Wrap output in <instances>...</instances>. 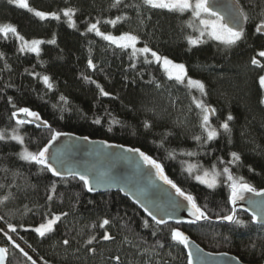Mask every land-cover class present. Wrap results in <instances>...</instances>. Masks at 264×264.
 <instances>
[{
	"label": "trees",
	"instance_id": "1",
	"mask_svg": "<svg viewBox=\"0 0 264 264\" xmlns=\"http://www.w3.org/2000/svg\"><path fill=\"white\" fill-rule=\"evenodd\" d=\"M28 3L45 12L75 8L78 10L73 17L76 26L69 27L62 13L59 21H41L26 9L0 0V24L11 23L28 40L45 41L37 56L18 52V44L11 34L7 40L0 37V53L4 54L0 59V129H5L7 135L15 127L11 113L16 108L28 107L51 130L138 148L161 163L168 178L193 195L199 206L206 205L211 219L192 226L158 227L118 193L90 196L82 182L52 177L46 170L16 155L22 147L36 151L51 136L48 128L24 124L19 128L23 145L10 139L0 141V184L4 185L0 188V197L13 194L0 203V246L8 249L6 264H31L20 249L36 264H187L183 245L171 240V228H178L206 252L227 253L243 264H263L264 226L254 225L241 212L236 215L244 221L243 226L217 220V215L231 211L228 188L223 183L214 189L197 183L183 170L182 162L198 163L210 169L218 157L227 161L231 159L229 154L236 152L241 160L238 166H230L232 171L257 190L264 189V104L260 103L263 91L259 86V76L264 75V57L258 55L264 51V34L255 32L260 13L264 11V0H239L249 20L245 22L243 39L230 48L207 37L205 42L190 47L185 39L186 35L194 34L185 27L190 12L180 14L141 7L138 14L136 5L140 0H122L116 8L110 7L113 0H28ZM117 16L127 19L115 26L103 23ZM96 20L101 21V31L113 35L131 32L138 35L139 47L147 44L158 54L184 64L187 76L202 81L207 95L201 97L195 89L190 95L186 82L181 85L169 80L159 64L145 63L143 56L133 61L131 49L121 50L95 33L87 32V25ZM53 35L56 42L47 43ZM253 57L260 61V67L251 64ZM89 58L95 69L87 67ZM148 58L151 60L150 54ZM133 62L135 67L131 66ZM30 73L49 76L52 90ZM84 76L96 83L85 81ZM156 83L162 87L156 89ZM96 84L110 95L100 96ZM61 95L67 98V105L60 101ZM192 96L203 99L216 110L210 123L218 128L219 135L202 147L192 138L201 134L199 110ZM9 97L16 108L8 102ZM62 105L67 110L61 111ZM229 114L233 116L228 121L231 132L225 133L219 124ZM96 117L102 119L101 124L93 123ZM112 117L121 123L111 125L109 131ZM145 121L151 127L145 128ZM172 151H192L197 155H177L173 159L168 155ZM53 183L56 193L49 202L48 190ZM64 212L69 215L62 217L54 225V231L45 237L28 230L44 222L45 214L50 218L52 214ZM103 218L113 223L101 229L98 225ZM145 220L148 227L143 226ZM93 221L96 227L89 232L84 226ZM8 224L16 232H11ZM105 230L113 240L100 239ZM5 233L19 248L13 247ZM90 234L97 240L86 245L84 240ZM125 237L131 242L124 243ZM65 238L71 241L69 245L62 243ZM89 247L95 251L89 253Z\"/></svg>",
	"mask_w": 264,
	"mask_h": 264
},
{
	"label": "snow or ice",
	"instance_id": "2",
	"mask_svg": "<svg viewBox=\"0 0 264 264\" xmlns=\"http://www.w3.org/2000/svg\"><path fill=\"white\" fill-rule=\"evenodd\" d=\"M10 5H16L19 8L26 9L29 13H32L36 18L41 21L46 19H54L59 21L61 19V13L66 18V22L69 27H75V21L73 19L74 15L78 11L75 8H64L59 12H45L41 10H36L32 8L28 0H7ZM122 3V0H113V3L110 5L112 8L118 7ZM127 7V5H125ZM141 7H146L150 9H164L169 12H175L183 14L185 12H190V19L185 22V27L192 30L194 34L186 35L185 39L190 47L199 45L200 43L205 42L204 38L207 37L213 41L218 42L219 44L225 46L226 48H230L237 44V42L241 41L244 37V27L242 22H247L249 20V15L247 12L240 7L239 0H230V2L226 5H223L220 9L217 8L215 3L212 0H140V4L136 5L138 10ZM127 17L117 16L115 19L104 20L103 23L111 24L115 26L121 20H125ZM101 24L100 20H96L95 22L89 23L87 25L86 31L89 33H95L97 37H100L102 40L108 42L110 45H114L115 47L121 50H129L131 49V59L133 61L136 60L138 56L144 57L145 63L155 62L159 64L164 72L166 73L169 80H174L178 84L184 85L186 81V87L189 90V94L191 95V91L195 89L200 93V96H206L207 93L205 91V85L202 81L193 79L187 76L185 65L182 63H175L171 59L166 56H162L158 54L156 51L152 50L147 44L143 47H137L139 42V37L136 34L131 32H123L120 35H113L111 33H105L101 31L99 25ZM256 33L264 34V11L260 13V21L255 26ZM9 34L14 37L16 43L18 44L17 51L20 53H34L37 56L40 54V45L45 43V41L40 39H26L23 35H21L17 27L12 25L11 23H3L0 24V37H3L5 40L8 39ZM55 35L53 38L47 43L54 44ZM148 54L151 56V60L148 58ZM260 57H264V51L258 52ZM4 58V54L0 53V59ZM251 64L257 67H260V61L255 57L251 59ZM132 67H135V63L133 62ZM7 64H5V68H7ZM87 67L89 69H95L96 65L93 63L91 58L87 61ZM33 76L39 77V79L43 82L45 87L48 90H52L53 84L50 82V78L47 75L40 76L38 73H30ZM85 81L89 83L95 84L94 80H91L89 76L83 77ZM259 86L262 90H264V75L259 76ZM96 87L99 89V95L103 97H108L110 93L106 92L99 84H96ZM156 89H160L162 87L161 84H155ZM60 101L63 102V105H67V98L63 95L60 96ZM10 104H13L11 97H9ZM192 102L195 104V107L199 110L198 112V127L201 130L200 135H194L192 138L197 142L198 146H203L208 144L210 141H213L219 135V130L217 127H214L210 123V115H215V109L210 105H207L203 99H198L195 96H192ZM261 104H264V97L260 100ZM61 106V111L67 110L65 107ZM13 107L16 108L15 104ZM55 107V105H54ZM191 111V109H189ZM19 114H23L24 117H30L31 120L27 119H19L17 118ZM111 116L110 113H108ZM11 118L15 120V127L11 129L10 132H7L5 129H0V141L10 139L15 141L21 145L24 144V138L19 133L20 126L26 123H36L37 127L43 126L44 128H48L51 130V126L43 121L40 115L32 111L28 107H19L16 108L15 111L11 113ZM233 120V116L229 114L225 121L219 124V129H222L225 133H230L231 129L229 127L228 121ZM102 119L100 117H96L93 120L95 124H101ZM121 122L112 117L109 120V131H111V125L120 124ZM144 127H151L148 121L144 122ZM71 135L70 133H62L55 130H51V136L48 139L47 143H45L42 147H39L36 151H30L27 147H22L21 151L16 155L18 158L26 163L34 164L39 166L41 170H46L51 173L54 177H60L61 179H66L67 177L78 178L79 181L82 182L83 188L87 192H93L96 188L93 186V178L90 177L87 171H76L73 168H67V176L65 172L60 170V167L57 164L64 166L65 161L59 160L56 153L50 152V148L53 145L54 141H57L59 137ZM79 139L88 140V137H81ZM105 143V142H101ZM106 147H121V146H113L107 145ZM126 152L136 153L139 156V160L143 162V164L149 166L154 170L155 177L161 180L164 184L170 186L171 189L175 192V197L181 198L182 201H186V209L188 215L193 217L190 223L195 224L197 221L201 220H210L208 212L206 211L207 206L204 208L199 206L196 202V199L190 193L185 192L181 187L177 185L173 180L169 179L167 175H165L164 168L161 163H159L156 159H153L151 156L147 155L145 152L141 151L138 148H126ZM170 158L175 159L177 155H183L188 157H194L197 155L196 152L192 151H181L179 153L172 151L168 153ZM231 159L225 161L222 158H217V162L213 163L210 169L203 168L202 165L198 163H192L188 161H183L184 171H186L189 176H193L194 179L199 182L201 185H205L209 189L216 188L219 184L223 183L228 188V197L227 202L230 205H233L231 211L225 215H217V220L227 221L230 224L235 225H244V221L238 218L236 215V203L237 201L245 200V193H251L256 197H260L261 199H248L249 208H246L245 211L248 212L251 209V220L252 223L260 222L264 225V189L255 188L251 183H249L243 176L236 175L230 166H238L241 160V157L236 152H231ZM219 165H223V167H219ZM136 167L139 168V163H136ZM4 171H7L4 169ZM251 171V169H250ZM14 175H19V173H15ZM95 183L97 186L103 183H107L110 185H116L117 181L115 177H106V174L101 173L99 176L95 177ZM11 186V185H9ZM4 185L0 184V188H3ZM121 191L124 189L121 188ZM56 193V184L53 183L48 190L47 201L51 202L54 199ZM13 194L8 193L2 197H0V203L8 200ZM181 200H177L175 198L171 201V207L173 209H179L185 207L184 204L181 203ZM27 208V206H25ZM30 211V209H27ZM145 211L151 217L152 221L155 222L156 225H165L167 221L165 219L158 218L157 215L149 208L145 207ZM69 213L64 212L60 214H52L49 218L47 214L43 217L44 222L40 223L36 226L33 231L38 234L40 237H45L47 234L52 233L54 231V225L57 224L58 221L62 219V217H67ZM172 217L169 216V219ZM2 219V217H0ZM179 223V221H177ZM108 218H103L99 222V228L105 229V226L112 224ZM144 227H148V221L145 220L143 223ZM8 229L11 232H16V228L13 227L12 224L7 225ZM84 227L89 229V232L93 228L96 227V222L93 221L90 224L85 225ZM80 233H83V228L80 229ZM8 237V240L12 243L13 247L19 248L18 244H15L12 241V237L5 233ZM153 235H156L153 232ZM171 240L177 242L180 245H183L185 248L189 247V237L181 232L178 228L170 229ZM75 239V237H73ZM103 241L113 240L114 237L109 234L107 230H105L102 237H100ZM97 240V237L94 234H90L86 240H84V244L92 245L94 241ZM124 243H130L131 241L125 237ZM62 243L64 245H69L71 241L68 238L63 239ZM159 243V241H158ZM83 246V245H82ZM163 247V245H160ZM8 249L0 247V264H4L6 254ZM21 253L27 257L31 264H36V261L32 259L31 256L28 255L27 252H24L23 249H20ZM89 253L95 251L94 248L89 247L87 249ZM200 249L197 247V252ZM223 255H227L224 253ZM193 253L189 251L187 257V264H193ZM119 261V257L115 258ZM233 260L236 261V264H241V262L233 257ZM204 264V262H202Z\"/></svg>",
	"mask_w": 264,
	"mask_h": 264
},
{
	"label": "water",
	"instance_id": "3",
	"mask_svg": "<svg viewBox=\"0 0 264 264\" xmlns=\"http://www.w3.org/2000/svg\"><path fill=\"white\" fill-rule=\"evenodd\" d=\"M212 2L220 9L223 5L228 4L230 0H212ZM242 23L243 27H245V22ZM17 118L31 120L30 117H24L23 114H19ZM210 119H213V116L210 115ZM37 123L39 122L26 124L33 125L38 129H45L43 126L37 127ZM79 138L81 137L74 134L70 136H61L57 141L53 142L50 152L56 153L59 160L65 161L64 166L59 164H57V166L60 167L62 172H65L66 176L67 168H73L76 171H87L89 173L90 177L93 178V186L96 190L93 192L86 191L88 195L118 193L121 197L127 199L131 204L136 206V208L152 223L155 224L145 211V207L151 209L158 218L162 217L167 221L165 225L155 224L158 227L166 225L192 226L200 222L197 221L195 224L189 222L193 217L188 215L186 209L187 202L182 201L179 197H175L174 190L157 179L154 170L143 164L136 153L126 152L125 149L129 147L100 140L88 139L85 141ZM101 142H105L107 145L121 147H106L105 143ZM136 163H139V168L136 167ZM101 173L106 174V177H115L117 181L116 185L103 183L97 186L95 177L99 176ZM54 178L61 179L60 177ZM70 178L71 177H67L66 179ZM76 180H78V178H76ZM121 188L124 190L121 191ZM244 195L245 200L237 201L235 205L236 212H241L251 218V209H249L248 212L245 211L246 208H249L248 199L259 200L261 198L251 193H245ZM173 198L181 200V203L184 204L185 207L173 209L171 207ZM230 206L233 207V205ZM169 216L172 218L169 219ZM177 221H179V223ZM253 224L264 226L259 221ZM197 247L200 249L199 252H197ZM183 248L186 253V259L189 251L193 253V264H202V262H204V264H236V261L232 259L234 256L206 252L190 238L189 247L185 248L183 246ZM6 262L7 254L4 264H6ZM241 264L243 263L241 262Z\"/></svg>",
	"mask_w": 264,
	"mask_h": 264
},
{
	"label": "rangeland",
	"instance_id": "4",
	"mask_svg": "<svg viewBox=\"0 0 264 264\" xmlns=\"http://www.w3.org/2000/svg\"><path fill=\"white\" fill-rule=\"evenodd\" d=\"M16 6V5H15ZM216 42V41H215ZM137 47H139V45L137 44ZM161 67V66H160ZM162 68V67H161ZM163 69V68H162ZM186 82V81H185ZM263 91V93H264V90H262ZM194 178V177H193ZM195 180V179H194ZM196 181V180H195ZM197 182V181H196ZM197 183H199V182H197ZM203 186H205V185H203ZM206 187V186H205ZM36 226H34V227H31V228H28V230H31V231H33V229L35 228ZM34 232V231H33ZM38 235V234H37Z\"/></svg>",
	"mask_w": 264,
	"mask_h": 264
}]
</instances>
